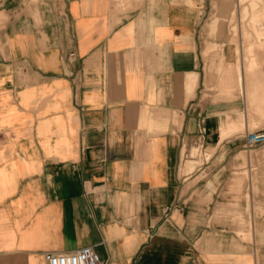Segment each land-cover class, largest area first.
Listing matches in <instances>:
<instances>
[{
    "label": "crops",
    "instance_id": "crops-1",
    "mask_svg": "<svg viewBox=\"0 0 264 264\" xmlns=\"http://www.w3.org/2000/svg\"><path fill=\"white\" fill-rule=\"evenodd\" d=\"M222 3L220 17L232 11ZM212 4L0 0V264H47L48 252L86 246L106 264H252L206 239L197 246L227 200L225 160L245 151L241 132L223 135L248 117L239 99L205 87ZM253 7L264 18V0ZM239 27L240 48L223 42V91L263 111L264 58L250 54L264 44ZM199 116L214 151L205 172L219 169L212 201L193 209L201 219L186 220L180 165Z\"/></svg>",
    "mask_w": 264,
    "mask_h": 264
},
{
    "label": "rangeland",
    "instance_id": "rangeland-1",
    "mask_svg": "<svg viewBox=\"0 0 264 264\" xmlns=\"http://www.w3.org/2000/svg\"><path fill=\"white\" fill-rule=\"evenodd\" d=\"M238 1L231 0V13L220 17L222 0H213L211 9L202 23L203 30L207 31L204 39L205 51L210 46H213V50L215 49L213 54H207L203 51L206 73L205 87L207 90L217 91L224 99H239L242 103L240 111L246 112L248 117L246 126L231 131L228 130L230 133L223 135V138H227L232 136V132H241L242 136H245L244 147L242 148L245 151L237 152L234 155L230 154L225 160L227 168L223 176L224 182L219 191L225 194L227 200L224 201V204L217 206L216 215H213L211 219L209 215L206 218L210 229L207 230V237L199 240L197 246L200 247L206 239L208 243L215 245V248L221 247L229 253L242 255V257L250 259L252 264H264V146L254 148H249L248 146V135L250 133L264 131V110L254 112L249 109L246 111L244 97L239 89L236 88L232 95H228L223 91L222 86L223 74L227 68L223 56V42L230 43L231 46L236 48L242 46L241 43L244 40L242 41L240 37L239 25L242 26V32L244 31L254 44H264V33H262L264 32V18H260L256 14L253 0H241L240 5ZM214 24L218 26L216 31L212 30ZM220 30H224L227 35L222 42H218ZM256 32H258L259 38L256 36ZM234 39L235 42L232 43ZM251 50L252 53L250 55H255L256 53L264 58V49L254 47ZM243 51H245V55L248 54L246 44L243 46ZM212 62L220 67L219 70H216V68L212 69ZM238 65L240 64L237 60V67ZM232 67L235 68L236 65ZM198 124V134L192 142L190 141V146L183 150L180 165V174L183 177L181 183L183 190L179 209L181 215L184 213L186 220L188 219V212H197L196 215L190 216L193 219H201L198 211L193 209L196 206L209 205L212 201L209 198L210 196L208 198L205 196L206 194L211 195L212 192L216 191V185L211 180L218 174L217 170L219 169L215 166L213 172H205L206 167L211 165L214 151L204 146L205 129L202 116H199ZM193 148L197 149L195 159L199 160V163L195 164L191 170H188L186 166L189 161L193 160L191 156ZM230 196H233V198L231 199ZM219 224L221 225L219 226Z\"/></svg>",
    "mask_w": 264,
    "mask_h": 264
},
{
    "label": "built area",
    "instance_id": "built-area-1",
    "mask_svg": "<svg viewBox=\"0 0 264 264\" xmlns=\"http://www.w3.org/2000/svg\"><path fill=\"white\" fill-rule=\"evenodd\" d=\"M73 57L74 54H70V58ZM248 146L249 148L264 146V131L250 133ZM44 257L47 264H106L92 246L82 247L72 252H48Z\"/></svg>",
    "mask_w": 264,
    "mask_h": 264
}]
</instances>
